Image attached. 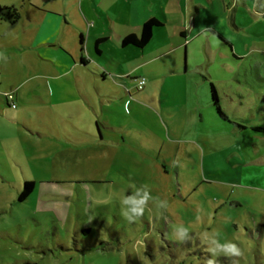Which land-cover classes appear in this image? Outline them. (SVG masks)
<instances>
[{"label": "rangeland", "instance_id": "rangeland-1", "mask_svg": "<svg viewBox=\"0 0 264 264\" xmlns=\"http://www.w3.org/2000/svg\"><path fill=\"white\" fill-rule=\"evenodd\" d=\"M188 8L167 11L166 28L146 49H112L127 68L141 64L127 79L102 81L93 65L16 53L0 25V264H205V231L241 249L217 264H264V133L220 132L206 106L213 83L219 103L230 102L222 90L236 103L230 122L264 126V50L208 67L202 40L188 31L222 21ZM236 9V26L245 25L247 13ZM182 28L190 42L184 76ZM240 110L245 120L234 117ZM25 181L35 186L20 202ZM142 185L167 206L149 201L129 223L120 194ZM109 190L112 199L96 203ZM179 225L190 241L175 240Z\"/></svg>", "mask_w": 264, "mask_h": 264}, {"label": "crops", "instance_id": "crops-1", "mask_svg": "<svg viewBox=\"0 0 264 264\" xmlns=\"http://www.w3.org/2000/svg\"><path fill=\"white\" fill-rule=\"evenodd\" d=\"M262 1L264 3V0H0V7H14L19 14V19L14 25L1 20L0 25L3 26L4 31L11 34L12 42H9V46L16 53L38 54L40 61L47 64L56 61L55 59L72 60L73 65L78 63L83 70L93 65L98 67L96 69L102 81L110 74L118 79H127L131 72L140 69L141 64L127 68L114 56L112 49L115 51L119 48L122 50L131 48L137 51L146 49L151 44L155 31H163L166 28V23L169 21L167 11L179 9L187 13L188 5L196 13L210 10L213 18L222 21V24L213 21L196 31H188L192 40H202L208 67L216 61L224 67L230 65L229 62L237 61L236 64H240L245 58L237 59L236 55L248 57L253 51L263 52L264 6ZM239 6L247 13L249 20L245 25L237 27L235 12ZM152 18L159 21L160 26L153 29L152 38L144 48L122 46L121 43L125 37L129 35L139 37L142 25ZM219 25L226 28L227 35L220 32ZM256 26L262 29L259 34L250 32ZM178 34L184 40L181 45L183 55L180 71V75L184 76L186 47L190 42L187 43L185 29H180ZM97 41L101 42L97 45ZM96 50L99 53H96ZM159 53L164 55L167 51ZM81 60L85 63L82 64ZM254 69L257 70L256 66ZM210 84L213 85V83ZM210 84L207 88L206 106L214 113L218 131L255 136L257 131L252 129L264 128L262 124H259L261 122L248 123L243 127L244 129L232 125L229 117L233 112L230 109L236 106V103L232 98L224 96V90H222V96L230 100V106L228 102H223L221 99L222 103L220 102L219 105L230 123L221 121L210 104ZM213 86L217 93L218 88ZM143 90L144 88L141 91ZM239 106L242 108L241 104ZM258 110L257 117L261 119L264 115H261L260 108ZM244 116V110L234 115L235 118L242 120H245ZM258 118L254 117L252 120Z\"/></svg>", "mask_w": 264, "mask_h": 264}, {"label": "clouds", "instance_id": "clouds-1", "mask_svg": "<svg viewBox=\"0 0 264 264\" xmlns=\"http://www.w3.org/2000/svg\"><path fill=\"white\" fill-rule=\"evenodd\" d=\"M4 59H7L3 53H0ZM174 166L177 161L173 162ZM131 195L126 194V192H121L119 197L121 216L129 223H135V221L143 217L146 208L148 207L149 201H153L158 209L165 208L167 206V201H162L158 197L153 198L147 186L135 187ZM112 193L109 190L107 196L103 200H97L96 203L106 204L112 199ZM200 216H197V220ZM173 235L175 240L179 243H185L192 239L189 234V229L183 225H179L174 229ZM219 232H203L200 234V239L202 243L207 245L205 251L210 254L211 258L205 261V264H217L216 257L223 255L227 258L240 257L242 255L241 249L236 243L227 241L224 243L220 242ZM235 264V261H234Z\"/></svg>", "mask_w": 264, "mask_h": 264}, {"label": "trees", "instance_id": "trees-1", "mask_svg": "<svg viewBox=\"0 0 264 264\" xmlns=\"http://www.w3.org/2000/svg\"><path fill=\"white\" fill-rule=\"evenodd\" d=\"M18 19H19V14L14 7H0V20L1 21H8L9 24L14 25L18 21ZM158 26H160V23L156 19L152 18L148 20L142 25L140 36L136 37L134 35H129L125 37L122 40V43H121L122 46L123 47L133 46V47L140 48V49L144 48L152 38L153 29ZM100 42L101 41H97L96 44L98 45ZM96 53H99V51L96 50ZM81 63L84 64L85 62L81 60ZM209 94H210V104L213 107L218 118L223 122L230 123L227 116L223 113L219 105L217 93L212 84H210L209 86ZM232 125L239 127L233 123ZM239 128H242V127H239ZM252 130L264 133V128H254ZM34 186H35L34 182L25 181L23 184L22 190L19 193L18 200L20 202L24 201L32 193Z\"/></svg>", "mask_w": 264, "mask_h": 264}, {"label": "built area", "instance_id": "built-area-1", "mask_svg": "<svg viewBox=\"0 0 264 264\" xmlns=\"http://www.w3.org/2000/svg\"><path fill=\"white\" fill-rule=\"evenodd\" d=\"M145 85V79L141 78V79H138L137 81V90L138 91H141L143 89ZM5 99L7 102H9L10 104V107L11 108H15V105L12 103V100H13V96L11 94H6L4 95Z\"/></svg>", "mask_w": 264, "mask_h": 264}]
</instances>
